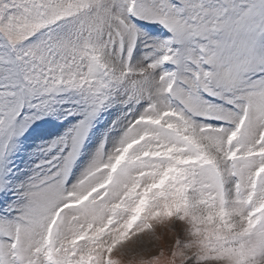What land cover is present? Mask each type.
Returning <instances> with one entry per match:
<instances>
[{"label":"snow or ice","instance_id":"snow-or-ice-1","mask_svg":"<svg viewBox=\"0 0 264 264\" xmlns=\"http://www.w3.org/2000/svg\"><path fill=\"white\" fill-rule=\"evenodd\" d=\"M0 264H264V0H0Z\"/></svg>","mask_w":264,"mask_h":264}]
</instances>
